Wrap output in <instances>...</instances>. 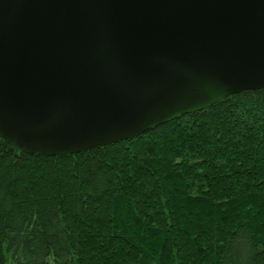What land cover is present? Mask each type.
Listing matches in <instances>:
<instances>
[{
  "label": "trees",
  "instance_id": "1",
  "mask_svg": "<svg viewBox=\"0 0 264 264\" xmlns=\"http://www.w3.org/2000/svg\"><path fill=\"white\" fill-rule=\"evenodd\" d=\"M0 264H264V88L72 154L0 137Z\"/></svg>",
  "mask_w": 264,
  "mask_h": 264
},
{
  "label": "water",
  "instance_id": "2",
  "mask_svg": "<svg viewBox=\"0 0 264 264\" xmlns=\"http://www.w3.org/2000/svg\"><path fill=\"white\" fill-rule=\"evenodd\" d=\"M264 88V0H0V137L72 154Z\"/></svg>",
  "mask_w": 264,
  "mask_h": 264
}]
</instances>
